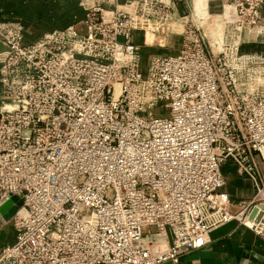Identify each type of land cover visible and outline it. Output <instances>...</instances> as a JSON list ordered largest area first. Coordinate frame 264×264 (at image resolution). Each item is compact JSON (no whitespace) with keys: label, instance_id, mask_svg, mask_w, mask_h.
<instances>
[{"label":"built area","instance_id":"obj_1","mask_svg":"<svg viewBox=\"0 0 264 264\" xmlns=\"http://www.w3.org/2000/svg\"><path fill=\"white\" fill-rule=\"evenodd\" d=\"M183 1L94 6L29 45L0 23V204H20L0 264H178L234 220L264 241V54L242 52L264 45V0H228L214 41ZM143 25L182 38L145 70ZM227 162L257 190L237 215Z\"/></svg>","mask_w":264,"mask_h":264},{"label":"crops","instance_id":"obj_2","mask_svg":"<svg viewBox=\"0 0 264 264\" xmlns=\"http://www.w3.org/2000/svg\"><path fill=\"white\" fill-rule=\"evenodd\" d=\"M127 1L130 0H0V23L20 24L23 28V43L29 45L46 33L73 26L80 28L86 11L91 7L99 5L113 8ZM227 1L184 0L178 4V13L180 16H187L197 8L206 7V12L211 18L216 17V24H219ZM142 28L146 29V34H139L135 39L140 47L142 64L143 59L146 60L144 64L148 65L153 56L175 55L181 48L182 38H178L179 35L167 36L165 44L164 40L156 39L152 29L145 28L144 25ZM178 41L181 44L177 45ZM4 49L0 42V52ZM256 164L264 181V161L256 158ZM221 172L225 180L222 191L230 198L231 213L237 215L254 201L257 195L256 187L251 179L240 175L231 162H227ZM1 208L2 206L0 210ZM14 213L0 211V253L3 248L15 243L16 233L12 224ZM166 239L169 243L170 239ZM162 264L175 263L167 261ZM178 264H264V241L234 220L213 230L203 248L184 253Z\"/></svg>","mask_w":264,"mask_h":264},{"label":"rangeland","instance_id":"obj_3","mask_svg":"<svg viewBox=\"0 0 264 264\" xmlns=\"http://www.w3.org/2000/svg\"><path fill=\"white\" fill-rule=\"evenodd\" d=\"M197 11V10H196ZM203 12V11H202ZM202 12H199L198 11V13H200L201 15H206V13L204 14V13H202ZM217 18L216 17H213V18H211V19H207V20H203L204 22H206V24H204V27L205 28H207V32H208V34L210 35V37H212L213 38V41L216 39V34L218 35V28H219V26H217L216 28L218 29H216L215 31L213 30L214 28H215V22H217ZM212 23H213V25H212ZM206 25V26H205ZM209 25V26H208ZM211 26V27H210ZM222 26H223V24H222ZM149 28H151L150 30L151 31H153V33H154V31L156 30V27H155V25H149L148 26ZM211 28V29H210ZM173 32H178V33H181L182 32V29L180 28V29H176V28H174L173 27ZM155 34V37H156V39L159 41V40H164L165 41V44L167 43V36H170V35H165L166 37H162V36H159V35H157L156 33H154ZM172 36H174V35H172ZM176 36V35H175ZM178 38H180L181 39V37H179L178 36ZM218 39V38H217ZM124 40H123V38H119V42L120 43H122ZM164 44V45H165ZM177 45H179V44H181V42L180 41H178V43H176ZM154 45V44H153ZM172 45H173V43H172ZM157 48H158V46H156ZM160 48V47H159ZM155 53H158V52H156L155 51ZM144 55H146L145 53H144ZM146 62V60L145 59H143V68H144V70L146 69V66H147V64H144Z\"/></svg>","mask_w":264,"mask_h":264},{"label":"water","instance_id":"obj_4","mask_svg":"<svg viewBox=\"0 0 264 264\" xmlns=\"http://www.w3.org/2000/svg\"><path fill=\"white\" fill-rule=\"evenodd\" d=\"M19 205H20V204L18 203V201L14 198V199H11V200H9L8 202H6V203L2 206V208H1L0 211H2V212H6V211H8V212H10V213H13V212L16 211V209L19 207ZM259 208L262 209V210H264V206H260ZM257 214H258V216H257V218L255 219V222L258 223V222L260 221L261 217H262V212H259L258 208H253V209H252V211H251V213H250V216H249V219H250V220H253L254 217H255Z\"/></svg>","mask_w":264,"mask_h":264},{"label":"trees","instance_id":"obj_5","mask_svg":"<svg viewBox=\"0 0 264 264\" xmlns=\"http://www.w3.org/2000/svg\"><path fill=\"white\" fill-rule=\"evenodd\" d=\"M242 52L244 53H262L264 54V45L256 44V45H247L242 48Z\"/></svg>","mask_w":264,"mask_h":264},{"label":"bare ground","instance_id":"obj_6","mask_svg":"<svg viewBox=\"0 0 264 264\" xmlns=\"http://www.w3.org/2000/svg\"><path fill=\"white\" fill-rule=\"evenodd\" d=\"M198 11H199V12H202V11H203L202 13H206V7H204L203 9H202V8H201V9H200V8H197V11H196V12H198ZM222 24H223V23H222ZM212 25H213V23H212ZM216 25H218V24H216ZM208 26H209V25H208ZM210 27H211V26H210ZM210 29H211V28H210ZM216 36H217V34H216ZM210 38L213 40L212 37H210ZM3 205H4V204L2 203L1 206H3ZM1 206H0V207H1Z\"/></svg>","mask_w":264,"mask_h":264}]
</instances>
